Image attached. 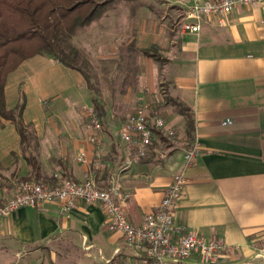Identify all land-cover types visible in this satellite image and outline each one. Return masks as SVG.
Instances as JSON below:
<instances>
[{"label": "crops", "instance_id": "0c3cea01", "mask_svg": "<svg viewBox=\"0 0 264 264\" xmlns=\"http://www.w3.org/2000/svg\"><path fill=\"white\" fill-rule=\"evenodd\" d=\"M154 1L168 2V12L179 14L170 20L171 14L165 13L158 20L157 10L153 12L152 4L145 3L132 8L144 12H132L130 25L109 20L102 33L99 51L114 54L110 59L121 53L118 46L125 47L131 65L126 89L112 86L111 93L119 98L115 100L113 95L111 104L104 100L111 120L104 122L109 128L103 126L100 144L86 140L88 122L60 119L49 126V117L42 121L26 118L35 105L47 100L54 103L63 97L62 92L81 84L80 75L49 56H33L11 73L5 84L6 105L12 108L24 99L22 118L35 130L42 172L65 174L76 181L95 179L101 186L118 173L128 194L124 210L135 225L158 209L166 187L175 175L182 174L186 183L175 203V222L207 239L236 246L225 256L224 264H264V2L256 8L237 6L221 23L215 16L202 18L200 32L191 34L181 31L182 23L189 20L186 13L191 0ZM123 27L130 31L119 34ZM105 34L109 42L112 37V43H105ZM141 50H151L152 56L157 51L166 61L157 67ZM164 82L187 109L192 135L185 132L184 119L188 117L181 113L172 116L171 111L161 109L159 113L173 135L157 130L148 155L129 169L119 170L128 154L118 137L119 128L137 108L149 104L150 110L160 109L157 93ZM83 89L80 98L86 94L87 88ZM72 106L53 105L60 108L58 113L72 111ZM227 118L232 123L222 125ZM164 136L172 138L174 146L162 150ZM192 143L199 152L186 165L184 154ZM96 151L106 166L97 164ZM78 155L87 162L77 161ZM52 156L58 160L53 165ZM0 167L9 181L14 171L17 177L30 173L16 129L2 118ZM6 183L0 182V203L13 191L12 182ZM76 253L80 256L75 257ZM144 255L143 250L126 243L121 233L108 228L100 204H80L65 213L59 202L51 201L19 208L0 219V261L5 264H105L106 260L141 264Z\"/></svg>", "mask_w": 264, "mask_h": 264}, {"label": "built area", "instance_id": "2783aa9c", "mask_svg": "<svg viewBox=\"0 0 264 264\" xmlns=\"http://www.w3.org/2000/svg\"><path fill=\"white\" fill-rule=\"evenodd\" d=\"M192 4L186 13L188 21L181 25L183 33L198 34L201 30L202 18L215 16L221 23L223 17L237 6L259 7L264 0H191ZM148 105L137 108L127 115L118 130L119 139L126 145L128 154L119 170H126L140 163L150 152L155 130H165L162 117L152 116ZM88 134L86 140L98 145L101 143L103 127L96 117L93 106H87ZM232 121L225 119L222 125ZM199 152L192 143L184 154V163L190 164ZM98 165H104L100 152L95 153ZM77 161L86 163L81 155ZM56 182L52 185L32 180L22 181L7 194L0 203V219L9 216L22 207H38L47 202H59L63 212L68 213L80 204H100L111 231L119 232L126 243L143 250L144 259L141 264H163L196 260L201 264H224L225 256L232 254L236 246L226 244L221 239H207L191 232L174 220L175 203L180 195L186 178L182 174L173 177L166 187L163 198L156 211L147 213L137 225L130 223L124 203L128 194L122 189L119 174L111 175L106 186H101L95 179L75 181L70 177L54 174ZM87 248V247H85ZM105 264H115L109 260Z\"/></svg>", "mask_w": 264, "mask_h": 264}, {"label": "trees", "instance_id": "16d2710c", "mask_svg": "<svg viewBox=\"0 0 264 264\" xmlns=\"http://www.w3.org/2000/svg\"><path fill=\"white\" fill-rule=\"evenodd\" d=\"M111 1L0 0V118L9 121L16 129L20 138L21 154L30 168V173L21 177H17L16 171H14V174L11 175L12 179L14 178L12 188H16L18 183L27 180L42 181L50 185L54 184L56 180L53 173L41 170L39 155L36 152L38 140L35 130L22 118L24 99H21L11 109L6 107L5 84L8 75L16 70L23 61L33 56H49L55 62L78 71L86 87L94 90L95 86L91 82L92 76L108 73L109 66L104 63L95 67L96 74L94 72L93 75L89 74L88 70L91 65L85 59L82 62L79 61L78 49L72 45V39L74 41V37L81 29L95 21L98 13L107 8ZM105 11L102 12L101 17L106 15ZM151 50H141V53L154 58L155 56L150 55ZM109 62L115 63L113 60ZM98 90V88L94 90L91 103L96 117L103 124L106 121L107 108L105 101L99 97ZM192 131L193 124L189 117L185 125V132L190 137ZM50 161L51 165L58 162L56 156H52ZM1 170L0 167V179H6ZM63 176L68 177L65 174Z\"/></svg>", "mask_w": 264, "mask_h": 264}, {"label": "rangeland", "instance_id": "374dc122", "mask_svg": "<svg viewBox=\"0 0 264 264\" xmlns=\"http://www.w3.org/2000/svg\"><path fill=\"white\" fill-rule=\"evenodd\" d=\"M145 3L152 4L153 12H155L154 9L157 10V12L159 14V16L157 17L158 20L161 19V17L163 15H165V13L171 14V17L169 18L170 20H174L175 15L177 16V14H179V11L175 12L174 14L168 12L170 6H169V3L165 2V1L164 2H159V1L157 2L154 0H112L111 3H109L107 5V8L102 9L98 13L95 21H93L88 27L81 29L77 33V35L74 37L75 38L74 41L72 39V45H75V47L78 49V57L80 58L79 61L82 62V60L85 59V60H87L88 64L93 67V69L91 66H90L89 70L87 69L89 74L93 75L92 74L93 72L96 74L95 67L103 65L104 63L108 64V66H109V72L108 73H103L102 75H96V76L93 75L91 78V80H92L91 82H93L95 89H97V88L99 89L98 90V92H100L99 97L102 98V100H105L108 104L109 103L111 104V101L113 99V95H114L115 100H117L119 98V94H110L111 93L110 88H112V86L116 87L117 90H120L122 88V90L124 91V88L126 89L125 85H127V81H128V73L127 72H128V67L131 64L129 62L128 55L123 52L124 50H126V49H124L125 47L118 46L119 48H121L120 49L121 53L119 54L118 57L114 56L113 58H110V59L108 57L113 56L114 54L113 55L104 54L103 52L99 51V48L102 47L101 46V43L103 41L102 33L105 32L106 24L109 22V20L111 22L114 19L115 23L118 20V22H120L121 24L126 23L127 25H130L129 20H130V17L132 15L131 14L132 12H135V13L137 12L140 14H142L144 12V10L140 9V10L136 11V10H133L132 8L137 7L139 9L140 7H143L145 5ZM104 10H106L105 11L106 15L105 16L103 15L101 17V14ZM107 11H108V13H107ZM154 15L155 14L151 15L153 19H155ZM124 30L126 33H128V31H130L128 28H124V27H123V29L119 28L118 29L119 34L124 33ZM110 32H113V29L110 30ZM105 37H106V42H105L106 44L110 43L112 41V39H111L112 37H110V42H109L108 35L105 34ZM155 53H156L155 57H154L155 61L154 60L153 61L156 62L155 63L156 66L159 67L161 65V63H165L166 60L162 59V55L160 53H157V51H155ZM110 60H113V62H115V63H113V64L110 63L109 62ZM117 63H118V65H117ZM74 74L81 76V74L76 70H74ZM10 75H11V73L8 75V77ZM70 81H74V79H71ZM83 88H87V87H86V84L82 78L81 84L75 83L74 89L62 92L63 97L57 98L56 102L54 101V103H53V100L52 101L47 100V102L45 101V103H43V105H35L33 108L28 110L26 118H28V119L34 118V119H38L39 121H42L43 118L49 117L50 118V125L49 126H53V124L58 123V120H60V119H65L66 120L65 122H69L71 118H73L76 121L79 120V123L85 122V124H87L88 121H87V115H86L85 110H86L87 106H93L90 100H91L92 94H94L95 89L93 90V89H90L89 87L87 88V91H85L86 94H84V96L86 97V101H85L84 96H81V98L79 96V94H81V95L83 94L82 93V90L84 91ZM107 89H109L110 93L104 91ZM88 94H90V99L87 98L89 96ZM157 94H158V96L161 97L160 99H158L159 101L157 100L159 105H160L159 106L160 109L156 110V109L152 108V110H150V108L148 106V108H149L148 112L151 115L162 117L160 115L159 111L161 109H163L168 113H170V111H171L172 116H177V113H181L182 115H184V117L186 116L189 118V114H188L185 106L181 102H179L171 94V92H169L168 83L164 82L162 84H159ZM47 103H50V104H47ZM57 103L63 105L64 107L65 106L67 107V105H72V104L74 106L71 107V108H73L72 111H71V109L70 110L66 109L67 111H64V113L63 112L58 113V111H60V108H58L59 109L58 110L57 108L55 109L53 107V105L57 106ZM6 107H7V105H6ZM76 107H78V108H76ZM8 109H11V108H8ZM110 113L111 112L108 109L107 115L105 116L106 120H108V118L110 119ZM59 114H60V116H59ZM113 115H115V114L113 113ZM184 121L186 123V121H188V119H184ZM104 122L102 124V127L105 126ZM185 123H184V125H185ZM177 125H178V123H177ZM183 126H182V128H183ZM61 128L62 127H60V129ZM105 128L107 129V128H109V126L106 125ZM172 132L174 133L173 130H172ZM167 136H172V135H167ZM163 140H164V143L162 145L163 146L162 150H165L164 149L165 147L167 148L170 146H174L172 138H168V137L164 136ZM6 176H8V175H6ZM9 179L10 178L6 177V179H0V182L4 185V184H7L6 182L11 183L14 181V178L11 179V181H9ZM11 193H13V191ZM76 254L77 255H74L75 257L80 256V253H76ZM85 255L86 254H84V256ZM5 263H4V260L0 261V264H5Z\"/></svg>", "mask_w": 264, "mask_h": 264}]
</instances>
